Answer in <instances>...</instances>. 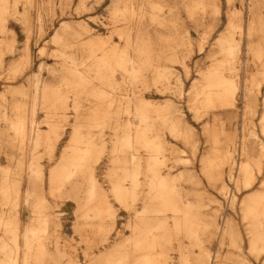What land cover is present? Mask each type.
Here are the masks:
<instances>
[{
	"label": "rangeland",
	"instance_id": "rangeland-1",
	"mask_svg": "<svg viewBox=\"0 0 264 264\" xmlns=\"http://www.w3.org/2000/svg\"><path fill=\"white\" fill-rule=\"evenodd\" d=\"M7 1L10 10L6 15L5 31L0 32V264L2 261L5 264H25L27 242H34L36 236H32V231L38 230L44 219L47 230L42 238L47 254L40 264H104L109 255L130 242L137 211L142 210L143 205L138 202L125 208L114 197L109 180L114 165L109 150L115 135L130 131L135 136L140 128L141 121L135 111L139 100L149 103L153 110L170 105V111L180 120V130L190 134L187 142L155 119V132L165 143L159 156L160 160L164 159L159 166L162 175L169 174L174 179L184 201H194L197 195L202 212L209 217L207 222L211 228L201 233L199 240L201 247L210 254L212 264H264V253L257 255L249 248L251 228L242 215L243 201L248 195L264 191V133L261 129L264 113V64L261 63H264V55L259 63L260 59L254 53L258 48H264V0ZM200 2L204 5L198 7ZM117 3L134 5L136 11L144 10L146 17L141 35L152 36L156 54L163 53L159 60L161 68L172 73L157 84H154L157 76L151 72L144 77L147 79L144 83L141 79L124 78L117 73L113 81L119 88L115 91L86 75L85 79L94 88L122 103V110L117 113L121 122L119 129L106 126L89 130L86 123L92 116L89 104L95 100L81 96L83 107L78 118L73 108L74 94L68 92L62 81L67 76V68H74L70 56H75L77 62L89 60V47L86 46L89 40L112 38L124 48L125 42L114 33L124 24L112 22ZM156 6L159 9L154 11ZM153 14L164 24L151 22ZM228 17L241 27L233 32L239 42L238 63L234 65L227 58L224 63L227 69L223 70L231 73L239 85L235 105L200 109L196 113L192 103L193 86L201 81L205 72L219 70L215 65L224 60V54L217 42L229 33ZM251 23L254 24L252 30ZM77 35L81 37L77 39ZM57 36L62 40L58 42ZM182 38L185 45L178 46ZM174 45L178 46L174 50L176 58L169 60ZM186 58H189L188 62ZM46 86L69 95L71 108L58 111L54 125L49 123V111L43 104L42 94ZM127 104L130 106L129 115L125 112ZM78 127L82 132L92 131L104 140L106 153L96 166L95 176L115 212L114 217H87L89 211L82 208L80 193L69 185L60 196L50 192V171ZM37 134L42 136L39 145ZM46 137L54 140L53 153L48 149ZM214 147L219 150L227 147L235 160L231 171L228 166L223 168V179L217 183L210 179L207 165L204 167V162L216 155ZM140 152L145 154L143 150ZM257 159L263 164L262 172H255L253 188L245 190L241 187L237 165ZM36 165L43 172L39 183L32 177ZM41 203L45 206L44 219L38 215ZM165 216L173 225V213L168 211ZM179 244L183 251L179 250ZM168 254V264H196L200 247L186 235H181L179 240L173 241ZM181 254L189 256L188 263L183 261Z\"/></svg>",
	"mask_w": 264,
	"mask_h": 264
},
{
	"label": "bare ground",
	"instance_id": "bare-ground-1",
	"mask_svg": "<svg viewBox=\"0 0 264 264\" xmlns=\"http://www.w3.org/2000/svg\"><path fill=\"white\" fill-rule=\"evenodd\" d=\"M199 5L204 4L200 2L197 6L199 7ZM204 8L203 10H206L207 7ZM157 9H159V7H153L154 11ZM9 10L10 5L8 1L0 0L1 33L5 31L4 24ZM112 14V22H114V24H124L123 28L114 32L117 33L116 35H118L120 40L125 42L124 48L122 49L116 42L114 43L111 40L112 38H108L107 40H89L86 45L89 47L87 49L88 52H90L89 60L81 59V61L77 62L74 58L75 56L69 55L72 64H74V68H67V76H65L62 81L68 88V92L74 94L72 95L75 97L73 108L78 118H80L79 110L83 107L82 102H80L81 96H90L95 100L94 102L90 101L89 104L92 114V116L88 117L86 120L87 126L90 128L89 130L93 128L102 129L106 126L119 129L121 122L117 113L122 110V103H117V101L113 99V97H110L109 94L107 95L106 92L94 88L85 79L86 75L94 77L106 88L115 91L119 88V85L113 81L117 73H120L124 78L132 76L138 78L137 80L141 79L144 83L147 80L144 77L151 72V74L157 76V78H155L156 76L154 77V84L159 83L161 78L167 77L172 73L167 68H161L159 60H161L160 57L163 53L156 54L157 51L154 47L152 36L141 35L143 33L142 24L145 22L144 19L146 17L144 10L136 11L134 5L132 6L125 3L121 6L117 3ZM229 17V33L227 36L219 38L217 42L224 54V60L215 65L219 70H216V72H205L201 81L193 86L194 91L192 92V97L194 102H191L193 103L196 113H199L200 109L206 110L215 107L226 108L235 105V97L239 91V85L234 78L230 76L231 73L227 74L223 70L227 69L224 66L227 58H230L234 65L238 63L239 42L237 43L233 32L236 29H241V27L234 23L235 20H233L232 17ZM152 21L153 23L158 22L160 25L164 24V21H161L159 16L154 14L151 17V22ZM253 27L254 24L251 23L250 29L252 30ZM112 36H114V34H112ZM80 37V35H77V39ZM56 38L58 42L62 40L60 36ZM185 40H187V38ZM182 45H185L183 38L179 40L178 43V46ZM178 46L174 45V47L170 49L172 55H169L170 57L167 56L169 60L176 58L177 53L175 54L174 50H176ZM254 53L260 59L259 63H261V58L264 55V48H258ZM187 59L189 58H186V61ZM76 78L80 79L76 80ZM42 96L44 101L43 104L49 111L48 120L51 124H53L54 117L57 115L58 111H67L71 108L68 104L69 95H66L60 89L55 90V88L53 89L50 86H46L43 89ZM34 101L36 105V98ZM150 106L151 105L144 100L137 101L135 111L137 117L141 121V126L135 136H133L130 131H127L122 135H115L114 139L111 141L112 148L109 150V154L114 165L109 174V180L112 185L111 192L125 208H129V206L132 207L138 202H141L143 208L137 211V221L133 226V236L130 242L117 249L115 253L109 255L104 264H168V253L172 248V243L176 239L179 240L181 235H186L196 243V246L200 247V254L196 257V261L194 262L192 259L194 263L212 264L213 262L210 254L201 247L199 240L200 234L208 228H211L210 224L207 222V218L209 217L202 212V203L197 195L194 201H184L185 198L183 200L180 190L176 187L177 184L175 186L174 179H171L169 174H167V176L162 175L159 166L162 165L164 159L160 160L159 156L165 149V143L162 141L161 136L155 132V119L166 126L175 136H183L187 142L190 140V134L187 131L182 132L180 130V120L175 118L174 114H172L170 105H166L160 110H153ZM125 112L128 115L130 114L129 104H127ZM114 122L115 124H113ZM261 129L264 133V113L261 119ZM215 134H217V132ZM214 139L215 144H217L216 138ZM41 141L42 136L37 134V144L39 145ZM217 141L219 142V140ZM46 142L50 153H53L55 151L54 140L50 137H46ZM233 143L234 142L230 144L232 145ZM217 146L219 145L217 144ZM229 147L230 146H228V149ZM226 149L219 150L218 147L215 148L214 151L216 155L214 154L215 156L213 158L204 162V167L207 165L206 170L208 173L210 172L209 176L211 174L210 179H212V182H221L223 179V168L228 166L231 171V168L235 165L233 153ZM105 150L106 146L101 136L92 134V131L82 132L80 127L75 129L70 136L67 146L62 152L60 160L50 171L49 183L51 194L60 196L66 186L69 185L72 190L80 193L82 208L87 209V211L91 213L86 214L87 217H91V215L92 217L100 219L106 216L114 217L115 212L109 206L106 194L99 186V182L95 176L96 166L101 161L103 154L106 153ZM140 150H143L145 154H142ZM242 150H244V148ZM214 151H212V153ZM118 164L121 165L118 166ZM262 166L263 164L260 159L247 160L237 165L238 173L241 178V187L243 189L249 190L253 188L256 181L255 172L257 171V173L260 174L262 172ZM32 177L38 180V183L39 180L42 181L43 172L38 165L32 170ZM262 186L264 187V181L262 182ZM2 189V192L6 193V190L4 188ZM186 193L188 192H185V194ZM225 193H227V191ZM189 196L191 195L189 194ZM44 210V204H39L38 215L43 219L45 216V213H43ZM168 211L173 213V225L168 223V218L165 216ZM242 212L244 220L249 222L251 228L250 233L252 239L250 240L249 248L257 255H261L264 253V191H257L248 195L243 201ZM212 219L214 220V218H211V220ZM46 224L47 222L44 219V223L39 229L32 231V236L36 237L34 242H27L25 264H40L42 262L41 259L45 260L47 251L42 236H44L43 234H45L47 230ZM214 224L216 225V223ZM179 250H184L181 244H179ZM186 254L183 256L181 254V256L183 261L188 263L189 256ZM1 264H5V261H2Z\"/></svg>",
	"mask_w": 264,
	"mask_h": 264
}]
</instances>
